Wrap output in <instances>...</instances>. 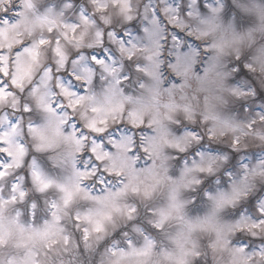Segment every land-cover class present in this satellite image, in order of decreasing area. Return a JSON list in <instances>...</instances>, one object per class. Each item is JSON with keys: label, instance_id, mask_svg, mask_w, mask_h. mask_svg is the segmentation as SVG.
Masks as SVG:
<instances>
[{"label": "clouds", "instance_id": "9594fccd", "mask_svg": "<svg viewBox=\"0 0 264 264\" xmlns=\"http://www.w3.org/2000/svg\"><path fill=\"white\" fill-rule=\"evenodd\" d=\"M0 264H264V0H0Z\"/></svg>", "mask_w": 264, "mask_h": 264}]
</instances>
